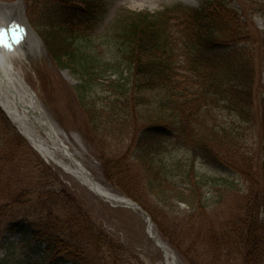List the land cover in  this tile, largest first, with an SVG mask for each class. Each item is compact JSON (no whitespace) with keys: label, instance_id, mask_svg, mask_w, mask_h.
I'll return each mask as SVG.
<instances>
[{"label":"rangeland","instance_id":"rangeland-1","mask_svg":"<svg viewBox=\"0 0 264 264\" xmlns=\"http://www.w3.org/2000/svg\"><path fill=\"white\" fill-rule=\"evenodd\" d=\"M207 1L212 0H0V4H16L21 10H25L36 31L49 43L48 33L51 32L56 37L64 35L69 43L68 47L72 46L71 49L77 53L75 55L83 53L88 60L99 61L95 64L99 77L97 82L83 91L79 86L84 84V75L69 68H61L39 36L36 40L38 43H32L27 50L28 56L15 60L18 74L20 70L22 73L10 75L13 80L18 81L24 92L29 93L30 89L38 96L39 105L68 136L70 147L78 154L92 177L113 193L129 197L141 207L133 195L138 197L143 192L131 189L129 179L117 175L121 167H127L146 176L142 172V166L135 161L130 144L134 133H138L146 123L132 122L129 116L132 104L128 107L127 103H123L126 94L115 90L117 86L119 89L123 88L126 83L125 79L119 80V70L125 69L124 76H130V68L121 55V38L118 37L123 18L130 13H159L164 8H173L175 13L169 15L173 19L172 26H175L173 38L184 42L187 35L189 40V34L184 31L188 29L187 22L191 15L189 11L204 6ZM231 1L235 11L242 14L243 22L237 23L234 33L227 35L226 43L232 42L238 46L240 41L251 49L257 60L256 97L253 105L255 119L252 123L240 124L220 106L214 109V114L218 118V124H227L238 131L241 140L239 139L240 143L234 149L236 148L239 159H242V151L245 149V152H250L258 160L257 157H264V133L261 131L264 109V0ZM97 4L105 7L98 14L93 11ZM176 6L180 9H175ZM174 56L180 66L186 64L188 58L184 56L183 50L175 51ZM112 85L114 88L109 89L108 86ZM87 97L94 100L97 111L102 108L106 109L103 110L106 114L112 111L115 124L110 123L113 117L110 120L103 118L100 127L94 129L90 121L96 115L91 118L86 112L88 107L83 103L87 101ZM112 100L123 104L120 105L121 109L127 110H119L115 114V110L110 108ZM3 118L0 114V127L5 128ZM10 122L15 132L24 138L15 123ZM7 131L8 129L5 130ZM101 133L105 134V139L101 137ZM7 137L10 138V134ZM24 139L33 153L28 151L24 140V144L11 141L17 153L14 168L21 171L26 185L32 187L31 191L34 192L25 197L21 204L14 202L12 197L8 199L7 195L0 197V264H75L64 259L54 260L47 246L39 243L34 234L21 233L14 230L13 226L15 221L27 217L23 227L29 230L28 223L43 220L49 210L61 214L59 204L52 197L63 192L78 200L84 210L89 212L91 220L107 232V241L113 245L109 246L111 249L104 246L95 254L99 264H167L163 249L158 247L148 233L147 217H151L158 238L174 251L178 264H241L238 258L226 257L232 247L216 246L210 237L214 231L225 228L227 222L233 219L237 213L238 201L248 194L245 189L250 182L244 180L239 172L223 167L218 169L215 164L206 162L193 152L188 145H170L163 159L180 167V170L176 169V172L171 173L176 176L174 179L180 181L182 174L191 169L200 176L226 179L229 182L234 180L235 183L228 189L226 186L221 188L216 185L213 188L215 193L204 190L205 200L210 206L201 215L196 208L180 203L175 197L169 198V204L155 201L150 207L159 217L161 229L155 225L154 218L144 207L143 210H138L100 196L64 168L49 163L32 147L30 141ZM256 170L258 171L257 167ZM6 175L5 173L3 176ZM229 191L231 193H227ZM170 195L174 196V193L171 192ZM223 195L226 196L222 199Z\"/></svg>","mask_w":264,"mask_h":264},{"label":"trees","instance_id":"trees-1","mask_svg":"<svg viewBox=\"0 0 264 264\" xmlns=\"http://www.w3.org/2000/svg\"><path fill=\"white\" fill-rule=\"evenodd\" d=\"M104 10L102 4L93 8L97 14ZM173 11V8H164L159 13H130L123 18L118 37L121 38V55L130 68V76H124L125 69L119 70V80L125 79L126 83L123 88L117 86L115 90L126 94L123 103H127L128 107L132 104V111H129L132 122L146 123L138 133H134L130 142L135 161L142 166L146 176L127 167H121L117 175L129 179L131 189L143 192V195L133 197L149 211L155 225L161 228L159 217L150 207L155 201L169 204V198L175 197L180 203L196 208L201 215L210 206L205 200L204 190L215 193L216 185L228 189L235 183L234 180L229 182L200 176L191 169L182 174L180 181L174 179L176 176L171 173L180 167L163 159L170 145H188L218 169L223 167L239 172L244 180L250 182L245 189L248 194L238 201L233 219L210 237L216 246L232 247L226 257L238 258L241 264H264V157H257L256 160V156L253 158L243 148L242 159H239L234 149L241 140L238 131L227 124H218L214 114V109L220 106L240 124L252 123L255 119L256 57L240 41L237 46L225 40L229 33H234L237 23L243 22V16L235 11L231 0L206 2L204 6L189 11L188 29L184 30L189 34V40L187 35V40L179 42L173 38L175 26H172L173 19L169 16L175 13ZM48 34L49 50L59 66L84 75V84L79 89L85 91L97 82L99 77L95 64L99 61L88 60L83 53L75 55L77 53L71 49L72 46L68 47L64 35L56 37L51 32ZM179 49L187 56V65L180 66L176 62L174 54ZM86 99L83 103L88 107L87 114L91 118L96 115L90 121L94 129L100 127L103 118L110 120L113 117L112 111L110 114L104 113L105 108L97 111L94 100ZM114 102L112 100L110 108L115 110V114L119 110H127L121 109L123 104ZM0 114L4 116L5 128L8 126L7 132L0 127V197L7 195L8 199L12 197L14 202L21 204L34 191L26 185L21 171L14 168L17 153L11 141L24 144L23 140L25 143L26 140L15 132L1 110ZM261 116V131L264 133V109ZM114 117L110 120L112 125L115 124ZM101 137L105 139V134ZM27 149L33 153L28 145ZM171 192L174 196L170 195ZM52 198L59 204L61 214L49 210L43 220L28 223L29 230L23 227L27 217L22 218L13 223L14 230L34 234L39 243L47 246L54 260L99 264L95 254L102 247L111 249L109 246L113 245L107 241V232L91 220L89 212L75 198L66 196L64 192Z\"/></svg>","mask_w":264,"mask_h":264},{"label":"bare ground","instance_id":"bare-ground-1","mask_svg":"<svg viewBox=\"0 0 264 264\" xmlns=\"http://www.w3.org/2000/svg\"><path fill=\"white\" fill-rule=\"evenodd\" d=\"M5 11L25 19L24 13L16 4L1 3L0 14ZM31 31L32 36L34 31ZM15 67L13 59L7 61L0 59V106L5 109L25 138L49 163L64 168L67 173L85 183L93 192L114 202L131 203L130 198L113 193L92 177L78 154L70 147L68 136L39 105L38 96L31 90L29 93L24 92L16 79L13 80L9 71L15 70ZM166 248L168 249L167 246ZM165 259L167 264H177L170 249L165 253Z\"/></svg>","mask_w":264,"mask_h":264},{"label":"water","instance_id":"water-1","mask_svg":"<svg viewBox=\"0 0 264 264\" xmlns=\"http://www.w3.org/2000/svg\"><path fill=\"white\" fill-rule=\"evenodd\" d=\"M126 206H131V207H133V208H137V209L140 208V209H142V207H141L140 205H137L136 203H134V202H132V201H131V203L126 204ZM149 219H150V218H149ZM148 229H149V233H150V235L152 236V238L155 239V241L157 242V245H158L161 249H163L164 253L168 252V249H166V246H164L163 241H162L160 238H158V237L152 232V231H153V228H152V222H151V221H150V223L148 224ZM173 258L176 259L174 254H173ZM176 263H177V259H176ZM177 264H178V263H177Z\"/></svg>","mask_w":264,"mask_h":264}]
</instances>
